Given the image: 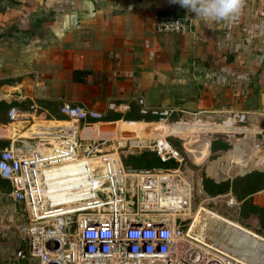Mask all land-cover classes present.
<instances>
[{
    "label": "crops",
    "instance_id": "crops-1",
    "mask_svg": "<svg viewBox=\"0 0 264 264\" xmlns=\"http://www.w3.org/2000/svg\"><path fill=\"white\" fill-rule=\"evenodd\" d=\"M164 12L191 18L190 30L156 31ZM0 101L33 103L50 117H61V103L79 104L98 121H134L153 109L263 119L264 0H245L237 18L220 22L169 0H0ZM0 130V139L14 134ZM240 199L242 208L264 205V183Z\"/></svg>",
    "mask_w": 264,
    "mask_h": 264
},
{
    "label": "built area",
    "instance_id": "built-area-1",
    "mask_svg": "<svg viewBox=\"0 0 264 264\" xmlns=\"http://www.w3.org/2000/svg\"><path fill=\"white\" fill-rule=\"evenodd\" d=\"M191 22L184 15L164 12L155 16L154 28L181 33L190 30ZM235 112L233 121L253 114ZM58 113L65 119L47 118L33 103L6 111L9 121H21L29 132L0 146V178L9 184L11 214L6 220L13 222L14 215L20 220L13 261L242 264L188 235L184 220L195 188L202 190L201 177L187 166L166 133L138 129L108 150L102 146L105 139H86L75 130L99 119L98 114L71 103H61ZM49 119L66 123H42ZM261 131V139L254 141L257 149L264 142V128ZM140 151L153 153L161 166L126 169L122 159ZM258 157L264 167V149ZM169 161L173 165H166ZM216 197L225 208L238 207L230 190Z\"/></svg>",
    "mask_w": 264,
    "mask_h": 264
},
{
    "label": "rangeland",
    "instance_id": "rangeland-1",
    "mask_svg": "<svg viewBox=\"0 0 264 264\" xmlns=\"http://www.w3.org/2000/svg\"><path fill=\"white\" fill-rule=\"evenodd\" d=\"M21 104H23L24 109L27 108L26 104ZM7 109V105L0 101V127L7 128L8 126L9 129H13L15 135L13 134L12 137L16 135L27 136L29 134L28 129H22L21 121L15 122L14 125L7 119ZM234 112L212 110L208 113L206 111H196L195 113L194 111L180 112L170 111L169 109H155L141 113L139 119L134 121L88 120L86 123L88 125L84 126L90 128L87 129L90 132V139H105L102 146L108 150L112 149L116 142L119 141V139L115 138L116 136L106 138V134L116 127L122 126L137 129L129 132L127 137L139 130L157 134L166 133L165 135H167L170 143L184 155L187 166L194 172L196 171L201 177L202 190L195 188L191 209L184 220L186 223L184 228H188L191 224L192 230L196 229L197 235L205 242H208L206 244L209 247H212L210 244H213L228 251L232 250L228 255L236 263L245 264L251 253L249 256L242 258L240 252L241 250L243 251V247H245L246 252L251 247V244L256 242L264 247V238L254 233L264 235V205L251 204L242 208V203L239 201L247 193L260 190L263 187L264 167L262 165L252 166L251 158H257L264 149V142L258 143V149L254 147L256 145L254 141L261 139L264 118L262 119L258 114H248L251 115L249 119H254L256 122L249 121L245 117L242 120L235 117L233 121ZM207 115L213 116L212 119L206 117ZM47 118H50V116H47ZM55 118L65 119L63 116ZM42 123L64 124L66 122H56L53 119H49ZM4 136L6 134L0 130V137ZM10 140L11 137L3 138L0 139V142L7 145ZM247 156L251 157L248 158ZM122 163L126 169L161 166L158 158L149 151L126 155L122 159ZM166 165H173V161L167 162ZM217 170L218 173L216 172ZM8 190L9 184L0 178V249L3 251V253L0 252V258L3 255L10 258L0 259V262H6L7 264L9 260V263L12 264L13 248L19 242L16 225L20 220L18 215H11L13 222L6 220L7 214H11L10 211H7L10 204L6 195ZM228 190L239 201L237 208H225L219 205L216 195ZM201 207L213 211L216 210L219 214L233 219L236 223L227 219L223 220L210 212H201L194 219L198 209ZM248 213L250 215L259 213L258 222L253 227L245 225V217ZM8 219H10V216H8ZM237 222L248 229L240 226ZM15 240H17L16 243ZM20 245H22V242H20ZM215 249L219 250L218 248ZM223 253L226 252L223 251ZM24 263L29 264L27 262ZM30 264H37V261L30 260ZM261 264H264V259Z\"/></svg>",
    "mask_w": 264,
    "mask_h": 264
},
{
    "label": "clouds",
    "instance_id": "clouds-1",
    "mask_svg": "<svg viewBox=\"0 0 264 264\" xmlns=\"http://www.w3.org/2000/svg\"><path fill=\"white\" fill-rule=\"evenodd\" d=\"M203 21H229L239 16L245 0H169Z\"/></svg>",
    "mask_w": 264,
    "mask_h": 264
},
{
    "label": "bare ground",
    "instance_id": "bare-ground-1",
    "mask_svg": "<svg viewBox=\"0 0 264 264\" xmlns=\"http://www.w3.org/2000/svg\"><path fill=\"white\" fill-rule=\"evenodd\" d=\"M161 127V126H160ZM163 127V126H162ZM87 129H90L89 127H85V126H82V128L81 127H76L75 128V130H76V132L79 134V136L80 137H83V138H86V139H90L89 138V134H90V132L89 131H87ZM163 129H164V127H163ZM134 130H136V129H134V128H129V127H122V126H120V127H116V128H114V129H112L111 131H110V133L108 132L107 134H106V138H109L110 136H116L115 138L116 139H119V141H117V142H119V143H121L122 141H123V139H125L126 137H127V135H128V133L129 132H133ZM131 135H132V133H131ZM105 136V135H104ZM67 166H65V168H66ZM68 171L70 172V173H72V169L71 168H69L68 169ZM201 212H210V213H212L213 215H217V216H219L221 219H223V220H225V219H227L228 221H232V222H235L233 219H230V218H227V217H224L223 215H221V214H219L218 212H215V211H213V210H210V209H208V208H205V207H201L200 209H198V211H197V213H196V215L194 216V219H195V217L198 215V214H200ZM194 219H193V221H194ZM192 221V222H193ZM236 223V222H235ZM237 224H239L238 222H237ZM240 226H242L241 224H239ZM192 225L190 224V226L187 228V233H188V235L189 236H191L193 239H195V240H197V241H199L200 243H202V244H204V245H207L208 244V242H205L204 240H202L197 234H198V232H197V230L196 229H194V230H192ZM242 227H244V226H242ZM244 228H246V229H248L247 227H244ZM250 230V229H249ZM252 231V230H251ZM254 232V231H253ZM255 234H257L258 236H262L263 238H264V235H261V234H258V233H256V232H254ZM207 243V244H206ZM210 244V243H209ZM213 248H218L219 250H221L222 252L224 251V252H226V254H229V252L230 251H228V250H226V249H224V248H220V247H218V246H215V245H213V244H210ZM242 248V247H241ZM255 249V252H256V254H255V256H253V258H248V261L247 262H245V264H261L262 262H263V259H264V247L260 244V243H258V242H256V243H253V244H251V247L249 248V250L246 252L245 251V247H243V251L241 250V256L242 257H244V256H249V252H251V251H253Z\"/></svg>",
    "mask_w": 264,
    "mask_h": 264
},
{
    "label": "water",
    "instance_id": "water-1",
    "mask_svg": "<svg viewBox=\"0 0 264 264\" xmlns=\"http://www.w3.org/2000/svg\"><path fill=\"white\" fill-rule=\"evenodd\" d=\"M231 251H232V250H231ZM231 251H230V252H231ZM250 253H251L250 258H253V256H255V254H256L255 249H254L253 251L249 252V255H250ZM244 257H245V256H244ZM244 257H242V258H244Z\"/></svg>",
    "mask_w": 264,
    "mask_h": 264
},
{
    "label": "trees",
    "instance_id": "trees-1",
    "mask_svg": "<svg viewBox=\"0 0 264 264\" xmlns=\"http://www.w3.org/2000/svg\"><path fill=\"white\" fill-rule=\"evenodd\" d=\"M4 144L0 142V146H3Z\"/></svg>",
    "mask_w": 264,
    "mask_h": 264
}]
</instances>
